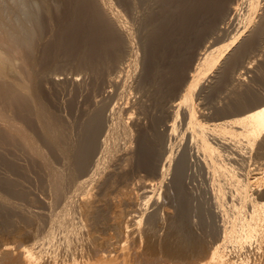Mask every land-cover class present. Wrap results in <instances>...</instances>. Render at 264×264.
Listing matches in <instances>:
<instances>
[{
  "label": "bare ground",
  "instance_id": "bare-ground-1",
  "mask_svg": "<svg viewBox=\"0 0 264 264\" xmlns=\"http://www.w3.org/2000/svg\"><path fill=\"white\" fill-rule=\"evenodd\" d=\"M39 3L0 2V225L32 240L19 262L264 264V0Z\"/></svg>",
  "mask_w": 264,
  "mask_h": 264
},
{
  "label": "rangeland",
  "instance_id": "rangeland-1",
  "mask_svg": "<svg viewBox=\"0 0 264 264\" xmlns=\"http://www.w3.org/2000/svg\"><path fill=\"white\" fill-rule=\"evenodd\" d=\"M1 1L7 2V3H13V2H15L16 0H9V1H8V0H0V2H1ZM23 1H25V3H26L25 6H26V7H28V6L30 5L31 9H34V10L37 9L36 11H38V10H39L38 8H40V3H39L40 0H23ZM30 7H29V8H30ZM34 7H35V8H34ZM53 21H54V22H53ZM53 21H52L53 24L51 23L52 25L55 24L56 20H53ZM67 71H69V70H66V72H67ZM250 75H251V73L247 74L246 78H247V77H249L248 79L252 78V75H251V76H250ZM246 80H247V79H246ZM247 81H249V80H247ZM249 82H250V81H249ZM255 148H256V147L254 146L253 151H251L250 153H247V155H248V156H247V159H246L247 161L244 163L245 165L243 164V166H242L244 169H243V170L241 169L240 171L245 172L248 168H251L250 166H253L252 163H254V162L251 163L250 160L254 161V159H252V158H255V157H254L255 155L252 156V153H254V154L256 153L255 150H256L257 148H256V149H255ZM250 157H251V158H250ZM248 158H249V160H248ZM246 163H247L248 165H246ZM192 166H193V167H191L192 169H191L190 172H192V170H193V172L191 173L192 176L190 175L191 178H189V180H191V181H190V182L188 181V189H189L190 193L192 192L191 194H193V193H195V192L197 191V192H196L197 195L193 194V195L196 196V197H194L193 195H191V196H192V199L194 200V201H193V204H194L195 206L198 207L199 205H196V202L199 201V202H197V203H198V204L200 203L201 208L204 206V207L202 208L203 213L205 214V213L208 212V213L206 214V216L203 214L204 217H205L204 219L206 220V222H207L209 225H211V224L215 225V224L218 223V220H220V219L223 220V217H224V216H223V215H220V217L222 216V218H220L219 216H217L218 219L215 217L216 219H215L214 222H212V220L214 219V216H212V217H213L212 220H211V218H212L211 216H210L211 218H209L210 220L207 219V217H209V214H211V212H210L211 210H209V209H212V208L215 206V205L213 204V202L210 201V200H211V199H210V197H211L210 194H211V193H209V192L211 191V185H209V184H211V183L208 182V181H210V180L208 179V181H204V182H202V181H203V178H205L206 175H202V174H204V172L202 171V169H201L200 167H199V170H198V166H199L198 164H197V165L193 164ZM195 166H196L197 168H196ZM245 166H246V167H245ZM247 166H248V168H247ZM194 167H195V168H194ZM195 169H197V170H195ZM244 170H245V171H244ZM194 171H197L196 173H202L200 176H205V177H200V176H198V179H197V174H194V173H195ZM194 177H195L196 179H195ZM199 177H200V178H199ZM207 178H208V177H207ZM207 178H206V179H207ZM200 179H201V181H200ZM206 179H204V180H206ZM194 180H196V182H195ZM197 180H198V182H197ZM219 180H220V179H219ZM199 181H200V182H199ZM193 182H195L194 184H197V183L200 184V183L202 182L201 185L203 186V188H202V187L200 188L201 185H198V184H197V188H195L194 186H196V185H194ZM213 182L216 183V182H219V181H218V179H217V181H216V180H215V181L213 180ZM213 182H212V184H213L212 186H214V184H215V183H213ZM190 183H191V184H190ZM203 183H204V184H203ZM220 183H222V182H220ZM220 183H219V184H220ZM206 184H208V186H209L210 188H205V187H208ZM191 185H193V186H191ZM204 185H206V186H204ZM220 185H221V184H220ZM218 186H219V185H218ZM218 186H214V187L216 188V187H218ZM221 186H222V185H221ZM193 187H194V188H193ZM222 187H223V186H222ZM222 187H221V189L223 190V188H224V190H225V191L223 190V192L225 193V198H224V200H223L224 203H222V205H220V206H221V209H224V210H225V212H224V213H225V216H226V214H227V216H228V213H229V212H230V214L232 215V211H230V210L228 209L229 202L231 201V197H230V199H228V196H227L228 194L226 193V192H228L229 195H230L231 192H229L230 190L227 189V187H228L227 185H226V188H225V187L222 188ZM190 188H191V190H190ZM192 189H194V191H192ZM200 189H201V190H200ZM203 189H205V190H203ZM195 190H196V191H195ZM202 190H203V192H204V193H202L203 195H201ZM226 190H227V191H226ZM159 191L161 192V194H160V199H159V203H160V205H161V207H162V209H163V205H164L163 192H162V189H160ZM199 191H200V192H199ZM0 193H1V191H0ZM205 193H206V194H209V195H206ZM253 194H254V193H253ZM253 194H252V195H253ZM200 195H201V196H200ZM205 195H206V196H205ZM254 195L257 196L256 194H254ZM8 196H9V195H6V197H7L9 200L13 198L12 196H9V197H8ZM208 196H209V199H206ZM226 196H227V197H226ZM230 196H232V195H230ZM255 196H254V197H255ZM200 197H201V198H200ZM204 197H205V198H204ZM202 198H204L205 201L208 200V201H206L207 204H208L209 202L212 203V204H208V205H210V206H209L210 208H209L208 210H205L206 208H208V206H207V204H206L204 201H202ZM14 199H15V198H13L11 201H14ZM204 199H203V200H204ZM229 200H230V201H229ZM15 201H16V202H19V201H20L19 203H24V201L21 202L22 200H17V198L15 199ZM200 201L202 202V204H203V203H204V204L201 205V202H200ZM227 201H228V202H227ZM225 202H226V203H225ZM223 205H224V206H223ZM206 206H207V207H206ZM226 207H227V208H226ZM204 208H205V209H204ZM226 209H227V212H228V213L226 212ZM205 211H207V212H205ZM230 214H229L228 217H231ZM207 215H208V216H207ZM227 216H226V217H227ZM207 220H208V221H207ZM216 220H217V221H216ZM222 220H221V221H222ZM221 221H219V223H221ZM211 222H212V223H211ZM214 223H215V224H214ZM213 225H212V226H213ZM1 228H2V226L0 225V240H1V241H0V244L2 245V244H4V243H8V244H10V245H12V246H13V244H14L15 247H14V246H13V247H14L15 249L12 250L11 253H10L9 255H7L6 258H5L4 260H1V259H3V257H4V254H1V252H0V256L3 255V257H0V264H21V263L19 262V261H20V260H19L20 258L16 256V253L18 252V251H16V250H20V249L22 248V246L24 247L26 244L29 245V244L32 242V240L27 239V240H28V241H27L26 238H25L24 236H21V237H24V240H25V241H23V239H21L22 241L20 240V242H17V241H19V239L21 238L20 235L17 236L18 234H17V233H13V232H12V233H10V232L8 233L6 230L2 233V231H3L4 229L2 230ZM5 233H7L8 235L5 234ZM13 236H14V237H13ZM16 236H17V237H16ZM57 236H58V237L56 238V239H57V240H56V243L58 242V245H59V246H60V245L62 246L63 243H61V242L63 241V239L60 237V234H58ZM11 237H12V238H11ZM7 238H8V239H7ZM59 238H60V239H59ZM14 241H16L17 243H16V242L14 243ZM26 241H27V242H26ZM60 241H61V242H60ZM29 242H30V243H29ZM59 243H60V244H59ZM73 243H75L74 246L78 249V248H79L78 243L76 244V241H74ZM143 244H144V243H143ZM143 244L140 245L139 247H141V250L143 249L142 251H144V253L146 254V255H145V254L141 251V252L143 253L144 256L150 257V255H151V256H154L156 253H158L157 250H156L157 252L154 253V252L151 251L150 249H147L148 247H147L145 244H144V245H143ZM1 245H0V246H1ZM28 245H26V246H28ZM139 247H136V249H137V248L140 249ZM146 247H147V248H146ZM144 248H146V249H144ZM60 249L62 250V247H61ZM138 249H137V250H138ZM255 249H256V248H254V247L250 248V250H251V251H250V255H252V256H253V255H254V256H257V255L259 254V252H257ZM252 250H255V252H256L257 254H256L255 252H253ZM142 253H141V254H142ZM251 253H255V254H251ZM45 258H46V256H45ZM44 261H45V260H44ZM42 263H43V262H40V264H42ZM147 263H148V262H147ZM59 264H63V262H59ZM148 264H155V263H152L151 261H149ZM158 264H162V263L159 262Z\"/></svg>",
  "mask_w": 264,
  "mask_h": 264
}]
</instances>
